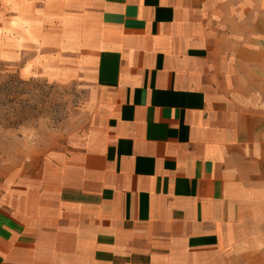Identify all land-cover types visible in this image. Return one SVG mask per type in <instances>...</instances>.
<instances>
[{"label": "crops", "instance_id": "0c3cea01", "mask_svg": "<svg viewBox=\"0 0 264 264\" xmlns=\"http://www.w3.org/2000/svg\"><path fill=\"white\" fill-rule=\"evenodd\" d=\"M87 120L0 168V264H264V0H62Z\"/></svg>", "mask_w": 264, "mask_h": 264}, {"label": "rangeland", "instance_id": "374dc122", "mask_svg": "<svg viewBox=\"0 0 264 264\" xmlns=\"http://www.w3.org/2000/svg\"><path fill=\"white\" fill-rule=\"evenodd\" d=\"M62 3L0 0V168L47 152L87 120V89L49 37Z\"/></svg>", "mask_w": 264, "mask_h": 264}]
</instances>
